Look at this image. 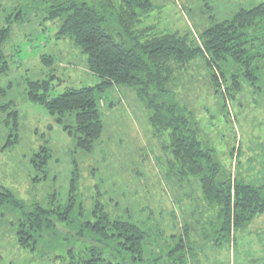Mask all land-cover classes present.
I'll return each mask as SVG.
<instances>
[{
	"label": "rangeland",
	"instance_id": "1",
	"mask_svg": "<svg viewBox=\"0 0 264 264\" xmlns=\"http://www.w3.org/2000/svg\"><path fill=\"white\" fill-rule=\"evenodd\" d=\"M150 1L144 25L187 34L201 45L206 29L264 0ZM47 9L42 0H0V28L8 25L9 16L19 18L0 43V55L9 65L0 75V192L5 188L26 204L46 207L55 193L56 203L65 206L77 172L85 218L92 217L99 200L113 218L137 223L152 235L146 253L158 254L165 262L160 264L170 262L167 252L185 230L191 250L183 264H264V213L237 228L231 243L217 244L219 205L206 198L199 176L181 172L169 134L155 133L148 100L135 87L112 85L97 91L103 131L91 152L77 146L74 117H65V130L44 104L30 99V81L52 78L50 96L99 81L86 68L87 54L72 39L57 38L62 18H48ZM116 17L110 15L104 28L130 45ZM257 65L253 84L231 59L209 65L200 55L176 73L166 97L187 116L202 148L211 151L220 182L231 174V184L264 186V58ZM237 74L239 87L233 78ZM41 147L51 151L45 178L32 162ZM20 218V211L0 202V264H69L61 242L35 252L20 246Z\"/></svg>",
	"mask_w": 264,
	"mask_h": 264
},
{
	"label": "trees",
	"instance_id": "2",
	"mask_svg": "<svg viewBox=\"0 0 264 264\" xmlns=\"http://www.w3.org/2000/svg\"><path fill=\"white\" fill-rule=\"evenodd\" d=\"M42 2L48 6V18H62L57 38L72 39L87 54L86 68L98 76L99 81L95 86L70 88L53 96L49 95L53 88L52 78L30 81V99L44 104L65 130L69 128L64 123L65 117H74L77 146L82 151L91 152L103 131L97 91H104L112 85L133 86L141 98L148 100L150 122L155 133L169 134L173 159L181 167V172L199 176L206 198L219 205L220 223L214 232L217 244L231 243L237 228L264 213V186L239 181L231 184V174L224 182L218 181L219 166L211 151L202 148L179 105L166 98L176 80V73L200 55L207 58L209 65H221L231 59L248 81L256 83L257 63L264 58V1L252 8H242L232 18L206 29L201 35V45L187 34L158 31L154 26L144 25L152 10L150 0ZM20 14L21 19L23 13ZM110 15L117 16L130 45L118 41L104 28ZM16 20L19 18L9 16L8 25L0 28V43L9 37L10 23ZM8 67L1 54L0 75L6 73ZM238 76L233 75L237 87L241 84ZM212 77L218 82L215 72ZM12 115L17 129V111L14 110ZM50 158L48 147H41L33 157L32 162L42 170L43 178ZM74 174L69 202L65 206L56 203L55 193L46 207L39 203L26 204L2 188L0 202L21 213L16 233L20 246L35 252L46 244L55 246L53 243L61 242L62 248L66 249L64 258L69 264L165 263L159 260L158 254L149 257L146 253L150 248V232L128 219L113 218L99 200L92 217L85 218V207L77 194L78 173ZM187 238L185 230L167 252L171 258L167 264L186 261L191 250Z\"/></svg>",
	"mask_w": 264,
	"mask_h": 264
},
{
	"label": "crops",
	"instance_id": "3",
	"mask_svg": "<svg viewBox=\"0 0 264 264\" xmlns=\"http://www.w3.org/2000/svg\"><path fill=\"white\" fill-rule=\"evenodd\" d=\"M89 71V70H88ZM89 73L93 74L92 72L89 71ZM94 76H96L95 74H93ZM98 78V76H96ZM99 79V78H98Z\"/></svg>",
	"mask_w": 264,
	"mask_h": 264
}]
</instances>
